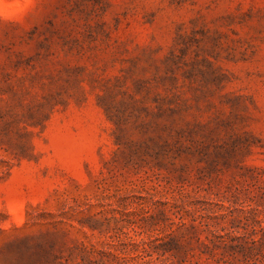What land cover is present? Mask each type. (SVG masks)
<instances>
[{"label": "rangeland", "instance_id": "1", "mask_svg": "<svg viewBox=\"0 0 264 264\" xmlns=\"http://www.w3.org/2000/svg\"><path fill=\"white\" fill-rule=\"evenodd\" d=\"M0 264H264V0H0Z\"/></svg>", "mask_w": 264, "mask_h": 264}]
</instances>
